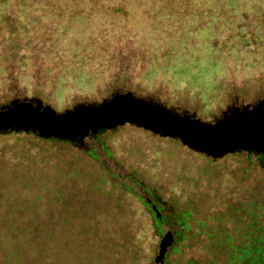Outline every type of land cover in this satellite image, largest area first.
I'll use <instances>...</instances> for the list:
<instances>
[{
    "label": "rangeland",
    "instance_id": "1",
    "mask_svg": "<svg viewBox=\"0 0 264 264\" xmlns=\"http://www.w3.org/2000/svg\"><path fill=\"white\" fill-rule=\"evenodd\" d=\"M14 63L28 91L17 93L55 113L123 94L112 90L122 76L208 119L235 95L245 102L264 92V0H0V95L12 89L1 67ZM102 131L77 147L0 133V264H151L167 233L165 243L179 241L173 264L203 263L210 226L231 232L234 246L260 234L252 225L264 227V175L244 157L212 162L130 124ZM148 193L173 225L193 210L190 230L155 228L140 201ZM226 204L243 210L236 228L219 223ZM262 248L251 253L258 264Z\"/></svg>",
    "mask_w": 264,
    "mask_h": 264
},
{
    "label": "bare ground",
    "instance_id": "2",
    "mask_svg": "<svg viewBox=\"0 0 264 264\" xmlns=\"http://www.w3.org/2000/svg\"><path fill=\"white\" fill-rule=\"evenodd\" d=\"M77 109L70 114L53 117L45 110L39 113L30 106L19 105L12 110L9 108L0 113V129H8L7 126L16 129L22 126L25 129L26 126H29L44 136L80 139L88 131L110 127L111 122L121 124L122 121L118 120L125 119L136 126H142L163 136L171 138L176 135L188 147L212 156L219 155V152H223L229 147L264 152V118L257 123L252 117L255 113L258 115L261 113L258 110L250 113L249 110L242 109V112L250 116L249 118L239 116L236 112L225 122L209 127L188 122L184 118L167 115L159 107L143 106L128 96L107 100V103H104L101 108ZM85 128L88 130L85 131ZM213 128L216 129L210 132L205 130ZM236 140H244L249 145L239 141L238 144L232 145Z\"/></svg>",
    "mask_w": 264,
    "mask_h": 264
},
{
    "label": "flooded vegetation",
    "instance_id": "3",
    "mask_svg": "<svg viewBox=\"0 0 264 264\" xmlns=\"http://www.w3.org/2000/svg\"><path fill=\"white\" fill-rule=\"evenodd\" d=\"M1 68L4 70V75L2 77L4 76H6L7 78L9 77L8 79H9L10 85L12 86L11 87L12 89L6 90V93H8L7 96H3V94L0 95V111L7 110L13 107L15 103L17 104L29 103V104H34L37 106L41 104L44 110L45 109H48L49 111L53 110L50 105L45 104V102L41 100L38 96L23 95L24 92H28L26 89L27 84H24V82L21 80L20 78L21 75L18 74V70H17L15 63L12 65V68L10 70L9 69L5 70L4 66ZM114 82L115 84H113V87H112V90L114 92L123 90L125 91L124 93L130 94L136 100H142L145 103L150 104L152 106H163L166 109L170 110V112L181 116V118L187 115L188 117L193 118L194 120H200L201 122H204L210 125L215 124L218 120H220L223 116V113L227 109H229L230 111L236 110L237 112L244 113L242 112V107L248 110L249 108H252L258 105V106L263 107L262 110H264V92L257 95L253 100L245 101V102L239 100L238 95H235V97L231 101L225 103L224 110H221L222 109L221 108L219 112L213 117L208 118V119H202L199 116H197L196 114L197 111L195 109H188V108H184L181 106H177V107L175 106L172 107L171 105L166 106L164 102L157 101L158 97H156L157 93H154L155 89H153L152 91L148 90L146 83H143V84L140 82L133 83L134 82L133 80H129L128 82H125L122 76L120 77L118 76L117 81L114 80ZM7 88L10 89V87L8 86ZM2 90L3 88H1V91ZM19 90L23 91L22 92L23 94H21V96L19 93H17L19 92ZM91 106H95V105H91ZM261 114H264V111ZM102 133H106V132L99 131L94 137ZM164 138L166 139L169 137H164ZM73 143L75 145H77V143L82 144L83 140L81 141L76 140V141H73ZM193 152L195 151L193 150ZM195 153L201 154L202 156H204L206 160H210L212 162H217V163L219 162L222 163L224 158H226L228 155H231L236 160L240 156H242L246 159L248 164L250 163L251 166L253 165V167L256 168V171H258V173H261L262 175H264V153H261V152H256L254 150L244 151V150L236 149V150H233L231 153H228L222 157L209 156L207 154L200 153V152H195ZM149 193H148V196L146 197L142 196L140 198V201L143 202L146 209H148V211L151 213L155 228H160V226L163 225L164 221H167L165 219L163 220L162 218L164 217L162 213L165 210V203L159 204L158 200L154 201L153 199H151L150 197L151 195ZM227 206L228 204L225 205L226 211H224V213L220 215L222 218L225 217L224 219H226V221L219 220V223L221 225L226 226L228 225L226 222H228V223H231L236 228L239 223L243 222V210L241 207H235L232 205L228 207ZM239 219H241V221L237 222ZM200 223L203 224V227L204 226L206 227L205 224H207L208 221L198 222V224ZM214 227L217 228L216 233H213V226H210L208 230L206 229V232H205L206 233L205 237L207 238L208 242L206 243V247L203 248L207 254V257H205L204 262L199 263V262H191L188 260L185 264H232L231 262H228L230 258L235 257L237 254L241 255L239 252L237 253V251L234 250L235 246L232 245V242L230 241L231 240L230 237H232L233 234H231V232L229 231L222 232L220 229V226L218 225H214ZM232 228H229V229L234 230ZM161 232L162 231L159 232V235H161ZM167 232L171 234L170 230ZM209 234L210 235L213 234L214 237H208ZM178 244H179V241L172 238L171 243L166 247V249L163 252H160L161 250L159 247L157 255L155 256L154 261L151 264H173V261L171 260L173 259V256H175L176 252L178 251Z\"/></svg>",
    "mask_w": 264,
    "mask_h": 264
},
{
    "label": "water",
    "instance_id": "4",
    "mask_svg": "<svg viewBox=\"0 0 264 264\" xmlns=\"http://www.w3.org/2000/svg\"><path fill=\"white\" fill-rule=\"evenodd\" d=\"M121 96H128V97H130L132 100H134V101H136V102H138V103H141L143 106L150 105V104L145 103V102L142 101V100H136V99L133 98L130 94H126V93H124V94H115V95H114V97H121ZM104 103H107V100H103V102H102L99 106H80V107H77V108H78V109H82V108H90V109H95V108H96V109H97V108H101V107L104 105ZM19 105L30 106V107L36 109L37 112H39V113H41V112L44 110V108H43V106H42L41 104H39V105L37 106V105L29 104V103H21V104H17V103H15V105H14L13 107L16 108V107H18ZM150 106H151V107H159V108H162L163 111H164L167 115H171V116H173V117L181 118V116L176 115V114L170 112V110L166 109V108L163 107V106H152V105H150ZM13 107H11L10 110L14 109ZM78 109H77V110H78ZM5 111H6V110L0 111V113H3V112H5ZM236 112H237L236 110H232V111H230L229 109H227V110H225V112L223 113V115H224V116H225V115H226V116H229L230 114H231V115H235ZM50 113H51L52 115H54V117H56V116H64V115H66V114H70V113H72V111L69 112V113H65V114H59V113H55L53 110H51ZM237 113H239V116H245V117H247V118L250 117L247 113H241V112H237ZM182 118L186 119L188 122L199 123L200 125H205V126H209V127H214L215 125H217V124L223 122V119H222V120H218L215 124L210 125V124H207V123L201 122L200 120H194L193 118H190V117H188L187 115L183 116ZM121 121H122L121 124H116V123L111 122L110 124H112V125H111L110 127H107V128H99V129H96L95 131H91V132L88 131V132L86 133V135H85V136H82L80 139H77V138L69 139V138H66V137L44 136V135H42V134H39L36 130L31 129L29 126H26L25 129H23L22 126H19L18 129L7 126L6 128H8V129H0V132H6V131H9V130H13V131H21V130H24V131H29V132H36V133H38V134L40 135V137H48V138H52V137H54V138H58V139L68 140V141H76V140H78V141L80 140V141H81V140L87 138L88 135H89L90 133L95 134V133H97V132H99V131L106 130V129H110V128H115L116 126H122V125H125V124L134 125V124H132V123L126 121L125 119H121ZM134 126H136V125H134ZM136 127H137V128H140V129H143V130H145V131H148V132L150 131V130H148V129H145V128L142 127V126H136ZM87 130H88V129L85 128V131H87ZM150 132H152V131H150ZM153 134H154V135H157V136H161V137H170V136H165V135H164V136H163V135H158V134L155 133V132H154ZM171 138H172V139H175V138H176V139L180 140V137H178V136H176V135H175V136H171ZM180 143H181V142H180ZM181 144H182V143H181ZM182 145H183V144H182ZM184 146H185V144H184ZM188 148L194 150L195 152H199V151H200V150H198V149L196 150V149H194V148H192V147H188ZM236 149L244 150V151H253V150H254V149H248V148L229 147L228 149L224 150V151L221 152L219 155L214 156V157H222V156H224V155H226V154H228V153H231L233 150H236ZM254 151L264 153L263 151H257V150H254ZM200 153H201V152H200ZM207 155L212 156V155H210V154H207ZM167 237H169V234H168V233H167L166 235H164V237L162 238V240H161V242H160V244H159V247H160V250H161L160 252H163V251L166 249V247L171 243V241H169L168 243H165V240H166ZM159 256H160V255H159Z\"/></svg>",
    "mask_w": 264,
    "mask_h": 264
},
{
    "label": "trees",
    "instance_id": "5",
    "mask_svg": "<svg viewBox=\"0 0 264 264\" xmlns=\"http://www.w3.org/2000/svg\"><path fill=\"white\" fill-rule=\"evenodd\" d=\"M11 133H13V132H9V133L3 132V135L11 134ZM28 133H30V132H27L26 134H28ZM30 134H32V133H30ZM37 138H39V137H37ZM55 140H58V139H55ZM58 141H61V140H58ZM62 142H66V141H62ZM68 144L74 145L76 147L78 146V145H75L74 143H72V144L68 143ZM124 190L128 191V189H124ZM140 198H141V196H140ZM192 212H193V210H187V212L185 214L182 213L180 215H176L177 219H176L175 225H173L172 221H169V219L167 217L164 216L162 218H163V220L165 219V220L169 221V223H171L174 227H177V229L180 231L181 230L189 231L190 227H189V224L187 222H188L189 217H191ZM257 224L258 223H254L252 225V227H253V229H256V231L260 234H256V235L254 234L255 236L248 234L245 237V239L243 240L242 245L238 244L237 246H235L234 250L237 251V253L239 252L241 254L242 252H244V250H246L249 254H251L252 252L258 251L259 249H261V247H263L261 251L263 252L262 256H264V241L262 239L258 240V238H264V227H258V226L256 227ZM202 227H203V224H201V223L198 224V229H202ZM176 234L180 236L179 233L176 232ZM241 247H244V249ZM253 259H255V260H253ZM256 260L257 259H256L255 255L253 256V254H251L250 257H248V255H247V257H243V259H241V264H258V263H256ZM235 263L238 264V261H235ZM239 264H240V262H239Z\"/></svg>",
    "mask_w": 264,
    "mask_h": 264
}]
</instances>
